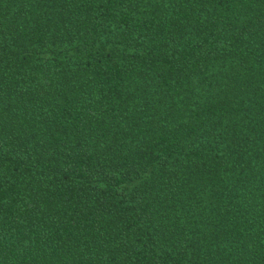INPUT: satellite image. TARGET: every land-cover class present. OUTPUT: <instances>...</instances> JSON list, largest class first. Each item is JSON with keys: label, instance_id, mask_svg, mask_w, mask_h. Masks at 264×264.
I'll list each match as a JSON object with an SVG mask.
<instances>
[{"label": "trees", "instance_id": "trees-1", "mask_svg": "<svg viewBox=\"0 0 264 264\" xmlns=\"http://www.w3.org/2000/svg\"><path fill=\"white\" fill-rule=\"evenodd\" d=\"M0 264H264V0H0Z\"/></svg>", "mask_w": 264, "mask_h": 264}]
</instances>
